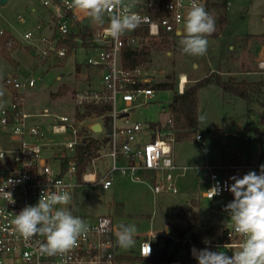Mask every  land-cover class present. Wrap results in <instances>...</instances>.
Instances as JSON below:
<instances>
[{"label":"built area","instance_id":"1","mask_svg":"<svg viewBox=\"0 0 264 264\" xmlns=\"http://www.w3.org/2000/svg\"><path fill=\"white\" fill-rule=\"evenodd\" d=\"M233 1L226 0L227 5L231 6ZM195 2L211 15L208 0ZM124 3L142 17V23L135 30L114 39L105 33L109 23V17L105 16L104 24L96 33L90 32L86 40L73 39L77 45L88 42L96 52V56L85 63L99 69L102 77L99 89L74 92L72 101L76 110L72 115H58L48 108L40 113L29 111L25 91L37 87L33 78L23 80L11 75L1 83L11 100L8 106L0 108V190L11 192L15 203L0 194V264H143L140 260L121 258L116 248L115 220L110 215H76L86 222L88 231L74 248L52 256L40 251L44 236L37 235L26 241L14 231L12 220L25 206L36 205L46 189L69 194L83 186L110 190L117 176L147 186L154 200L163 193L177 194L178 172L190 169L175 162L177 131L171 105L169 116L163 122L131 120L137 109L151 103L156 90L141 67L124 66L123 51L127 47L141 51L145 47L143 42L150 38L181 37L184 17L193 0H134V3L124 0ZM42 4L56 18L55 29L52 34H42L43 25H38L35 32L24 34V41L37 45V61L47 65L68 57L67 41L74 32L75 22L86 18L67 9L65 0H43ZM18 44L21 43L7 30H0V52L12 51ZM258 66L264 71V60ZM181 85L182 80L179 85L182 94L185 87ZM164 110L167 111L166 107L163 108L165 113ZM96 124H100V131L93 129ZM197 139L202 140V136L198 135ZM92 140L99 142L100 149L80 177L78 148ZM261 164L264 160L207 162L194 169L202 176V196L214 202L222 200V206L232 194L225 190L212 197L209 189L223 187L225 182L230 184L229 177L233 175H243L250 170L259 174ZM10 180L13 183L9 184ZM224 226V240H208L213 246H221L216 250H224V244H231L232 251L239 250L243 237L233 231L230 217L225 218ZM190 242L194 259L193 248L203 249L206 244L201 248ZM148 243L150 254L145 257ZM228 254H232L231 251ZM139 257H152L150 241L141 244Z\"/></svg>","mask_w":264,"mask_h":264},{"label":"rangeland","instance_id":"2","mask_svg":"<svg viewBox=\"0 0 264 264\" xmlns=\"http://www.w3.org/2000/svg\"><path fill=\"white\" fill-rule=\"evenodd\" d=\"M43 0H9L5 6L0 5V30L11 32L18 44L12 51L0 52V81L8 75H15L20 79L33 78L37 82L35 89L25 91V103L31 112L40 113L48 108L55 114L72 115L76 108L72 101L75 91L100 84L101 73L92 69L85 62L96 56L87 43H74L77 48L70 49L71 36L67 46L71 55L60 62L39 64L37 61V45L24 41V34L35 32L39 24H43L42 34H52L55 29L56 18L42 4ZM225 0H208L211 16L215 20V31L208 36V50L206 55L193 57L182 52L180 39L168 37L174 42L172 48L164 46L161 40L151 39L143 42L150 48V57L139 67L151 79V85L172 82L179 92L182 75L188 79L187 85L196 83L195 79L222 72L225 78L234 77L237 80L255 81L263 78L264 71L259 68V62L264 59V0H234L231 6L225 7ZM227 4V2H226ZM21 15L22 19L18 16ZM49 17V21L47 19ZM45 20V21H44ZM73 34L81 28H88L91 34L96 33L101 25L90 19L79 22ZM254 34V35H251ZM73 39V38H72ZM161 39V38H156ZM74 42V41H73ZM39 43V42H37ZM36 43V44H37ZM84 47V48H83ZM89 48L90 50H86ZM142 51V50H141ZM82 64L80 72L76 71V64ZM49 69V70H48ZM251 72L254 75H249ZM92 77L91 82L87 79ZM62 86L67 87L62 95L52 98L51 94L58 92ZM185 90V88H184ZM0 105L10 103L11 96L0 85ZM264 98V88L257 95ZM173 92L170 90H156L151 103L137 109L132 115V121H165L167 111L172 104ZM199 125L189 140L177 142L174 146V158L178 166L188 167L187 171L180 170L176 182L179 192L163 193L154 200L147 186L131 182L129 179L117 176L114 186L110 190H100L95 187H76L71 192L74 215H110L118 226L121 223L137 226V234H146L153 229L152 237L154 257L151 264H163L166 255L175 253L177 258L192 261L184 252L188 249L190 238L180 240L178 231L174 229L172 240L165 229L164 222L177 223L174 216L181 209L182 217L191 219L194 214H200L199 227H194L195 234L199 231L205 234V239L218 241L219 231L223 229V220L229 218L223 211V206H215L214 201L202 196V176L194 167L209 163H220L240 159L241 162L256 163L264 151V125L260 124L263 109L256 100L251 106L239 97L224 93L219 87L209 85L199 93ZM260 132V133H259ZM201 135L202 140L197 136ZM192 201L189 209L188 202ZM233 199L231 196L227 203ZM226 205V204H225ZM218 223L212 225L210 220ZM197 224V223H195ZM196 226V225H195ZM214 227L215 232L208 231ZM178 231V232H177ZM173 244V251L170 244ZM136 256V252L129 249ZM172 251V253L170 252ZM182 254H179V252ZM170 252V253H169ZM155 258V259H154ZM164 259V260H163ZM147 262H143L146 264Z\"/></svg>","mask_w":264,"mask_h":264},{"label":"clouds","instance_id":"3","mask_svg":"<svg viewBox=\"0 0 264 264\" xmlns=\"http://www.w3.org/2000/svg\"><path fill=\"white\" fill-rule=\"evenodd\" d=\"M65 6L77 16L98 25H103L105 16H108L105 33L114 39L135 30L142 23V17L131 11V5L125 6L124 0H65ZM214 31V18L193 0L183 21L179 41L182 52L193 57L206 55L207 37ZM229 180L230 184L225 182L223 187L214 186L209 191L212 197L225 190L232 194L233 199L223 206V211L230 217L233 231L243 237L239 250L232 251L231 244H224V250H216L221 246H213L210 240L205 239L206 247L193 248L192 256L198 264H264V164L259 166V174L250 170L243 175H233ZM0 194L8 202L15 203L11 192L0 190ZM71 204L72 197L67 191L46 189L36 205L25 206L15 214L12 220L14 231L26 241L37 235L44 236L45 241L40 245V251L44 254L66 253L88 231L86 222L73 214ZM114 235L119 247L132 248L136 244L137 226L134 223H121ZM148 249L145 257L150 254L149 243Z\"/></svg>","mask_w":264,"mask_h":264},{"label":"trees","instance_id":"4","mask_svg":"<svg viewBox=\"0 0 264 264\" xmlns=\"http://www.w3.org/2000/svg\"><path fill=\"white\" fill-rule=\"evenodd\" d=\"M225 7L227 8V4L225 2ZM80 25L78 21L75 22V26ZM90 35V31L88 28H81L77 34H72V38L75 37L86 38ZM71 38L72 44L70 49L77 48L74 46L73 39ZM151 43H155L153 40H161V43L167 47H174V42L169 41L168 37H162L161 39L150 38ZM68 50V56L71 55V50ZM150 57V48L147 46L142 49V51L138 49L125 48L123 51V63L125 67L134 68L139 66L143 61L148 60ZM81 65H76V71L80 72ZM209 85H215L219 87L224 93L229 94L234 97H239L243 101L246 102L248 106H251L256 100L260 103L263 113L260 119V124L264 125V98L261 99L257 97V95L261 92L262 88H264V81L260 82H251L248 80H237L234 77L225 78L222 72H214L202 79L196 81V83L192 85H187L185 87L184 92L178 93L175 84L172 82H164L159 83L153 86L154 90H170L173 92L172 99V119L174 121L177 142H182L189 140V138L194 134L199 125V91L207 87ZM65 91H67L66 86H62L58 92L52 93V98H57L62 95ZM86 115V114H85ZM85 115H80L83 118ZM260 133V132H259ZM100 149L99 142L97 140H92L86 142L85 145H82L78 148V170L79 175L82 177V174L86 172L88 166L92 162V160L98 155V151ZM262 157L264 158V151ZM236 162H241L240 159L236 160ZM179 217H182V213H179ZM200 214H194V216L188 220V227L186 230L180 233V240H185V236L187 233L191 232L193 229L192 221L200 224ZM213 232V229H210ZM210 230H208L210 232ZM193 235V243L202 244L205 239V234L198 233ZM220 240L225 239V226L220 232L219 235ZM191 245L190 241H188L187 246ZM175 254V253H174ZM168 256L164 264H168L175 260V255ZM230 255V254H229ZM132 260H140L142 262H147L148 259H143L140 257H133Z\"/></svg>","mask_w":264,"mask_h":264},{"label":"crops","instance_id":"5","mask_svg":"<svg viewBox=\"0 0 264 264\" xmlns=\"http://www.w3.org/2000/svg\"><path fill=\"white\" fill-rule=\"evenodd\" d=\"M225 2H226V0H225ZM225 4V3H224ZM228 6V5H227ZM210 10H211V8H210ZM49 11V10H48ZM19 16H21V15H19ZM19 16H18V18H19ZM87 19V18H86ZM86 19H84V20H86ZM84 20H81V21H84ZM45 21V20H44ZM49 21V17H48V19H47V22ZM39 25H43V24H39ZM44 26V25H43ZM9 34H11L12 35V33L11 32H9ZM251 35H254V34H251ZM84 48V47H83ZM86 50H90L89 48H85ZM92 50V49H91ZM264 60V59H263ZM77 65V64H76ZM79 65H82L81 63L79 64ZM85 66H87L86 65V63L84 64ZM44 66V65H43ZM92 69H97V68H92ZM49 70V69H48ZM100 73H101V77H102V72L99 70V69H97ZM264 73V72H263ZM248 74L249 75H254V74H252L251 72H248ZM8 76H11V75H8ZM101 77H100V84L99 85H97V87H89V88H85V89H99L100 87H101ZM253 79H255V81L254 82H260V81H264L263 80V78H261L260 80H256V78H253ZM88 81H89V83L91 82V80H92V77L90 76V79H87ZM196 81H198L199 79H195ZM2 81L3 80H1L0 81V85H1V83H2ZM251 82H253V81H251ZM2 86V85H1ZM199 93H200V91H199ZM10 103H8V104H2V105H0V108H2V107H5V106H8ZM165 111V113L166 112H168V111H166V110H164ZM168 116H169V113H168ZM159 122H163V121H159ZM261 158H263V157H261ZM264 160V159H263ZM259 161H261V159H259L257 162H259ZM222 162H225V160L224 161H222ZM250 162V161H249ZM221 163V162H220ZM251 163V162H250ZM214 164H219V163H214ZM194 199H191V201L190 202H188V205H189V209H190V206H191V204H192V201H193ZM214 204H215V206H220L221 207V205H218V204H216V202H214ZM182 212H184V210H180V211H178L177 213H176V215L174 216V220H172V221H176L177 223L175 224V223H171L170 221H167V222H164L163 223V225H162V227L160 228L159 227V229H157V231H159L160 229H165L166 230V235H167V233L169 234V236L168 237H170L172 240H174V241H176V238H174V236H172L173 234H174V229L173 228H175V230H178V231H180V230H182V231H184V230H186L187 229V227H188V220L189 219H186V218H183V217H179V213H182ZM226 218V217H225ZM225 218H224V220H223V224H224V221H225ZM115 220V219H114ZM206 220H210L211 221V223H213L212 225L214 226V225H218V223H216V222H214L212 219H206ZM196 222H194V221H192V224H193V228L194 227H199V223H197V224H195ZM115 225H116V223H115ZM196 225V226H195ZM116 227H117V225H116ZM215 227V226H214ZM214 227H208V230H210V229H214ZM177 231V232H178ZM213 232H215V230H213ZM198 233H202L201 231H199V232H197L196 234H198ZM153 234V235H152ZM179 234V236L181 235L180 233H178ZM192 234H195V232H194V230L192 229L191 230V232H189V233H187L186 234V236L187 235H189L190 236V238L188 239V241H192L193 242V235ZM219 234H220V231H219ZM155 237V234H154V231H153V229H150L149 231H148V233H146V234H137V236H136V244H135V246L134 247H132V248H127V249H125V248H122V247H119L117 244H116V248H117V252L119 253V255H121V258L122 259H124V260H132L131 258H133V257H139V253H140V247H141V244L143 243V242H145V241H150L151 242V245H152V257H154V246H153V242H152V237ZM219 236V235H218ZM204 241H205V239L203 240V242H202V244L200 245L199 243H194V244H196V246H198V247H201L202 248V245H203V243H204ZM218 241H221L220 239H219V237H218ZM191 243V242H190ZM170 248H172V251L174 250L173 249V244L171 243L170 244ZM129 249H132V251L133 252H136V256H132L133 254H128V253H130L131 251L129 250ZM172 251H170L171 253H172ZM169 252V253H170ZM187 256H189V257H191V254H190V246L188 247V249L187 250H185V252H184ZM179 254H182V252L180 251L179 252ZM173 255V254H172ZM175 255V254H174ZM231 255V254H230ZM169 256H171V255H169ZM151 257V258H152ZM166 257L168 258V255H166ZM151 258H146V259H148V261H147V263L146 264H151ZM166 258V259H167ZM192 258V257H191ZM155 259V258H154ZM164 260V259H163ZM142 262V261H141ZM164 264V263H163ZM168 264H196V262H195V260L194 259H192V261H190V263L189 262H185V260H180V258H177V256L175 255V260L174 261H172V262H170V263H168Z\"/></svg>","mask_w":264,"mask_h":264},{"label":"water","instance_id":"6","mask_svg":"<svg viewBox=\"0 0 264 264\" xmlns=\"http://www.w3.org/2000/svg\"><path fill=\"white\" fill-rule=\"evenodd\" d=\"M8 1H9V0H0V5H1V6H5V5L8 3ZM93 129H94L95 131H100V130H101V126H100V124H96V125L94 126ZM222 203H223L222 200H219V201L216 202V204H218V205H220V204H222Z\"/></svg>","mask_w":264,"mask_h":264},{"label":"bare ground","instance_id":"7","mask_svg":"<svg viewBox=\"0 0 264 264\" xmlns=\"http://www.w3.org/2000/svg\"><path fill=\"white\" fill-rule=\"evenodd\" d=\"M188 82V79L186 78L185 75H182V85L181 87L184 88L185 87V84Z\"/></svg>","mask_w":264,"mask_h":264}]
</instances>
